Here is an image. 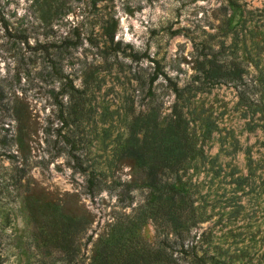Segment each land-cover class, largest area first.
Listing matches in <instances>:
<instances>
[{
    "label": "rangeland",
    "instance_id": "obj_1",
    "mask_svg": "<svg viewBox=\"0 0 264 264\" xmlns=\"http://www.w3.org/2000/svg\"><path fill=\"white\" fill-rule=\"evenodd\" d=\"M214 56L241 79L205 81ZM175 103L196 152L163 178L189 212L186 247L204 264H264V0H0V264H63L71 218L88 220L86 264L121 225L154 246L153 195L125 141L135 115L159 104L163 125Z\"/></svg>",
    "mask_w": 264,
    "mask_h": 264
},
{
    "label": "trees",
    "instance_id": "obj_2",
    "mask_svg": "<svg viewBox=\"0 0 264 264\" xmlns=\"http://www.w3.org/2000/svg\"><path fill=\"white\" fill-rule=\"evenodd\" d=\"M115 29L114 20L104 27V33L113 41ZM119 47L120 43H116ZM127 47L129 45H126ZM134 58H141L145 54L134 52ZM202 78L213 84L226 80H240L242 68L232 63H220L217 58L211 57L202 62ZM163 74L160 64L155 61V70L149 77L148 96L155 97L151 90L152 84ZM201 77H198L200 80ZM173 91L180 95V89L170 80ZM159 104H150L147 112L135 115L128 128V136L124 154L132 159L144 172L143 185L151 190L153 195L150 213L156 225V244L151 246L132 230H126L123 225L118 226L107 238L100 239L90 264H204L203 257L198 256L195 247H186L184 223L189 212L186 207L177 201L172 184L163 178V171L181 168L196 152L188 131V123L177 103L173 104L172 111L162 125ZM64 121H66L64 119ZM76 160L75 167L84 171L78 162L75 153L70 154ZM132 184H123L122 200H131L128 191ZM101 188L100 182L94 174L88 173L86 192L91 197ZM178 203V204H177ZM68 226H64L61 240H57L56 247L62 253L63 264H86L80 256L79 241L86 232L88 220L86 218H71ZM66 221V222H67ZM166 228L172 229L174 238L165 233ZM182 253V256L175 255ZM191 259H187L188 255ZM183 261V262H182Z\"/></svg>",
    "mask_w": 264,
    "mask_h": 264
}]
</instances>
